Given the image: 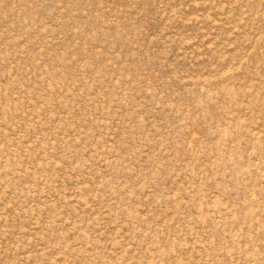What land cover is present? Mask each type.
Instances as JSON below:
<instances>
[{"label":"rangeland","instance_id":"obj_1","mask_svg":"<svg viewBox=\"0 0 264 264\" xmlns=\"http://www.w3.org/2000/svg\"><path fill=\"white\" fill-rule=\"evenodd\" d=\"M0 264H264V0H0Z\"/></svg>","mask_w":264,"mask_h":264}]
</instances>
